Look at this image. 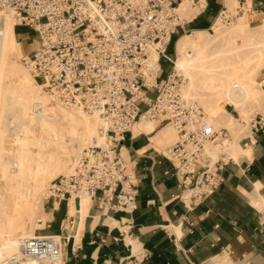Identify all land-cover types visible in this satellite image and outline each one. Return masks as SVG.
I'll return each instance as SVG.
<instances>
[{"label": "built area", "instance_id": "2783aa9c", "mask_svg": "<svg viewBox=\"0 0 264 264\" xmlns=\"http://www.w3.org/2000/svg\"><path fill=\"white\" fill-rule=\"evenodd\" d=\"M185 2L188 15L181 12ZM207 7L208 0H0V12L39 35L21 60L41 88L53 100L100 118L94 141L81 149L69 172L50 181V195L69 199L87 194L103 211L134 212L137 179L122 147L142 119L177 130L165 155L189 207L221 186L224 165L232 159V133L215 125L183 92L174 69L184 24ZM247 9L248 0L232 6L225 2L214 25L231 23ZM162 60L170 64L165 75ZM62 246L59 234L23 236L19 251L1 264H64ZM146 256L129 255L121 264H143Z\"/></svg>", "mask_w": 264, "mask_h": 264}, {"label": "crops", "instance_id": "0c3cea01", "mask_svg": "<svg viewBox=\"0 0 264 264\" xmlns=\"http://www.w3.org/2000/svg\"><path fill=\"white\" fill-rule=\"evenodd\" d=\"M225 2L208 0L207 9L184 24L183 32L212 29ZM246 12L260 21L264 0H248ZM22 27L15 23L25 53L34 46H26L20 37L29 32ZM137 123L122 147L137 179L134 212L103 211L92 198L85 212L79 197L45 204L36 232L62 236L64 264H121L129 255L144 253L143 264H264V114L251 118L237 153H229L232 159L224 165L221 186L194 207L185 203L186 192L165 155L171 145H166L167 124L155 121L146 129Z\"/></svg>", "mask_w": 264, "mask_h": 264}, {"label": "rangeland", "instance_id": "374dc122", "mask_svg": "<svg viewBox=\"0 0 264 264\" xmlns=\"http://www.w3.org/2000/svg\"><path fill=\"white\" fill-rule=\"evenodd\" d=\"M226 1L231 6L236 4V0ZM189 12H191V8L189 4L186 3L185 13L182 14L188 15ZM245 16L251 17L249 28L240 27V20ZM256 17V14H249L245 11L240 13L231 23L223 24L218 20L213 29L205 33V37L207 38V46L205 48H202L201 45H187L185 48L189 50L190 53L193 51H200L201 53L200 63L191 69V77L180 75L176 71V73L180 75L181 86L182 84H186L183 85L182 88L186 89L189 93V97L196 100L204 108L211 121L217 126L224 125L230 129L233 136V140L229 145L230 154L233 152L237 153L240 148L239 140L249 129L251 118L258 112L264 114V90L261 86L264 79V45H260L264 44V31L262 29L255 30V26L258 25V22L260 23L264 20V15L261 17L260 21H256ZM11 18L14 20L12 16ZM22 28V31H29L25 34V37L23 35L20 36L24 38L26 46H36L39 38L38 33L33 31L29 26ZM226 29L232 30L227 33ZM192 32L193 31H188L187 33L192 34ZM184 33L185 32L182 31L179 36ZM251 42H257L260 47H256L255 44H253V47H249ZM246 43H249V45L247 44V48H245L247 46ZM243 44H245V47ZM21 55L22 51L18 52V50L13 49L10 51L8 61L19 63L27 70L30 78H32L33 84L37 86L41 82L40 79L31 75L22 62ZM162 66L165 75L170 69V64L166 60H162ZM243 73H245V80L240 81L242 78L241 74ZM5 81L7 85L4 86V89L8 97H15L21 92L22 85H16L15 82L12 83L9 77H7ZM42 91L49 97V104L59 109L58 107H60L59 104L61 103L53 100L43 89ZM227 102H231L233 105L230 106ZM71 106L72 105L68 107ZM232 108H236L239 114L230 112ZM84 112L88 115L93 114L85 110ZM9 117L8 112H6L5 120H9ZM22 119L23 118L18 117L16 121L6 123V129L3 137L0 139V239L8 235L9 231L16 235H20L23 231H37V227L41 226L38 220L43 217L44 203L52 196L48 193L47 187H49L50 181L54 177L63 174V172H59L51 177L45 184L42 193L40 192V194L37 195L35 201L42 198L44 205L38 208L36 212L35 225L33 224L34 221L26 214L17 217V214L23 213L22 210H11L12 216H10L12 220L10 216L6 215L4 208L5 206L6 208L12 207V202L16 195V188H11L15 180H8L5 178L4 168L7 156L15 154L18 147L20 148L21 146L20 143L15 141L13 137L14 134H19L22 137L27 134L23 129V125H21L22 122H24ZM242 119L245 120V122H243ZM141 121L147 122L150 120L142 119ZM150 122L155 124V121ZM98 124L96 125L95 132H97ZM73 126L76 128L75 133L81 131L79 123L76 122ZM167 129L169 136L166 139V145L174 143L177 139V130L175 127L172 124H167ZM11 133H13V135H10ZM94 138L95 136L90 143L94 141ZM28 146L32 147L34 151L38 150L37 146L32 143H29ZM81 149L82 148L78 147V145L77 147L76 145L73 146L72 152L65 162L67 172L70 171L71 165L75 157L80 154L79 152H81ZM216 150L220 151L221 149L217 147ZM15 159L16 158H12L11 160L14 161ZM45 189L47 190L45 191ZM7 202H9V204H7Z\"/></svg>", "mask_w": 264, "mask_h": 264}, {"label": "bare ground", "instance_id": "6f19581e", "mask_svg": "<svg viewBox=\"0 0 264 264\" xmlns=\"http://www.w3.org/2000/svg\"><path fill=\"white\" fill-rule=\"evenodd\" d=\"M185 8L186 2L181 6L182 13H185ZM250 20L251 17L248 16L241 18L240 27L249 28ZM258 29L264 31V20L260 23L258 22V25L255 26V30ZM226 30L229 33L232 29ZM207 32V29H196L193 30L192 34L184 33L178 37L176 43L177 58L175 59V73L177 71L180 75L191 77V69L200 63L201 53L200 51H191L192 53H190L185 48L187 45H201L202 48H205L207 46L205 33ZM258 43L251 42L250 45L249 43H246V45L248 44L249 47H253V44H255L256 47H260ZM248 45L245 47V44H243L245 48ZM13 49L18 50V52H21L23 49L15 31V22L9 13L0 12V139L3 137L6 123L16 121L18 117L23 118L24 122L21 125H23L24 131L27 132L24 137L14 134L15 141L20 143L21 146L20 148L18 147L15 154L8 155L6 158L4 176L8 180H15L11 188H16V195L13 199L12 207L6 208L5 206L4 211H6V215L12 216L11 210H22L23 213L17 214V217L26 214L34 221L33 224L35 225L38 208L44 204L54 205L58 200L54 196H51L43 204L42 198L35 201L37 195L40 192L42 193L45 184L51 177L59 172H67L65 162L69 158L73 146L76 145L77 147L78 145V147L83 148L92 141V138L97 135V132H95L96 125L100 123V118L98 114L93 113L88 115L83 109L76 106L68 107L65 104H59V109L51 106L49 104L50 99L42 91L41 85L35 86L33 84L27 70L17 62L8 61L10 51ZM241 75L240 81H244L245 73ZM7 77L11 79L12 83L15 82L16 85H22L21 92L15 97L12 96L10 98L5 92L4 86L7 85L5 81ZM183 85L186 84H182V87ZM182 89L189 96L188 91L184 88ZM6 112L10 116L9 120H5ZM76 122L80 124L81 128V131L77 130L78 133H75L76 128L73 126ZM137 127L151 129L154 127V123L140 121L137 123ZM164 131L167 134L168 129L165 128ZM10 135H13V133ZM29 143L36 145L38 150L34 151L32 147L28 146ZM12 158L16 159L12 161ZM77 197L81 198L80 211H87L90 204V196L82 194ZM72 208L74 209V207ZM10 219L12 220V217ZM111 220L115 221L114 219ZM106 221L110 220L106 219ZM37 234L39 233L34 230L23 231L20 235L9 231L8 235L0 239V264L6 257L19 251L21 237Z\"/></svg>", "mask_w": 264, "mask_h": 264}]
</instances>
